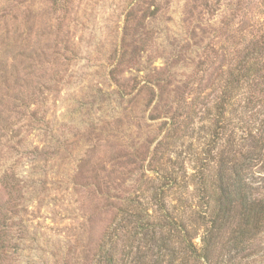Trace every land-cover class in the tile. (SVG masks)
<instances>
[{"label":"rangeland","instance_id":"obj_1","mask_svg":"<svg viewBox=\"0 0 264 264\" xmlns=\"http://www.w3.org/2000/svg\"><path fill=\"white\" fill-rule=\"evenodd\" d=\"M263 21L264 0H0V264H92L153 157L195 152L188 107ZM174 112L196 133L166 151Z\"/></svg>","mask_w":264,"mask_h":264},{"label":"trees","instance_id":"obj_2","mask_svg":"<svg viewBox=\"0 0 264 264\" xmlns=\"http://www.w3.org/2000/svg\"><path fill=\"white\" fill-rule=\"evenodd\" d=\"M253 28L222 55L212 102L199 112L189 104L186 131L197 117L206 125L189 143L195 152L153 157L144 189L119 199L92 264H248L263 255L264 176L255 169L264 174V21ZM175 114L164 131L166 151L196 133L181 134ZM191 160L198 167L189 170Z\"/></svg>","mask_w":264,"mask_h":264}]
</instances>
